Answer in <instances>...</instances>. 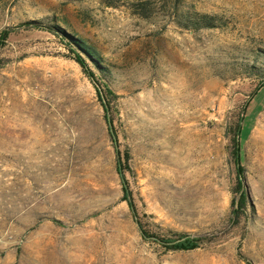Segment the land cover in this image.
Instances as JSON below:
<instances>
[{"label":"rangeland","instance_id":"374dc122","mask_svg":"<svg viewBox=\"0 0 264 264\" xmlns=\"http://www.w3.org/2000/svg\"><path fill=\"white\" fill-rule=\"evenodd\" d=\"M123 2L0 0V264H264V0L152 18ZM200 15L215 24L185 26ZM66 25L98 50L109 111ZM143 231L209 238L185 250Z\"/></svg>","mask_w":264,"mask_h":264},{"label":"trees","instance_id":"16d2710c","mask_svg":"<svg viewBox=\"0 0 264 264\" xmlns=\"http://www.w3.org/2000/svg\"><path fill=\"white\" fill-rule=\"evenodd\" d=\"M107 5L113 6V7H119L121 5L122 0H104ZM181 0H124L123 4H126V6L134 13L137 14L143 18H152L154 16H158L159 14L166 15L170 13H178L179 6H180ZM187 25H185L187 28L192 29H200L204 27H211L213 26L214 21L212 17H209L208 15H200L193 18V16H188L187 18ZM29 23L35 24L38 27L43 26V21L40 20H33ZM185 24V23H183ZM55 26L50 25L47 26L49 30L55 31ZM70 26L66 25L63 29L61 28V31L64 33L65 37L68 40V47L73 53V58L82 66L83 70L88 74V76L91 78L92 82L94 83V86L96 88V91L98 93L99 99L101 100L103 106L107 111L110 110V98L108 96V93L105 91L104 87H102V83H100L98 79V75L95 72L94 68L90 64L88 60H91L95 66L101 65V60L98 57V50L97 48L92 45L85 37L79 36L75 31H68V28ZM75 32V33H74ZM8 36V33L3 34V38H6ZM1 63V61H0ZM264 86V83L262 84ZM252 102V99L248 101L247 103V110ZM247 113V112H246ZM246 113L243 117V120L246 116ZM108 124L110 125L112 136L115 140V142H118V135L114 131V125L113 120L107 116ZM242 127H239V134ZM240 137V136H239ZM239 137L236 138V143L238 150H236V162L239 170V177H238V188L241 190L239 202H238V208L244 209L247 203V193L242 191L243 190V184L241 180V175L244 170L243 166L241 165V158H240V152H239ZM116 152H117V158H118V171L121 175L123 185H124V191H125V200L129 202V205L134 213V216L137 218V211L134 204L132 192L130 190L129 181L126 177V169L128 168V157L127 161L123 157L122 150L120 149L119 145H116ZM237 218L240 217V210L236 211ZM146 233V231H144ZM206 238H209L208 236H191L189 234L181 235L178 238L174 239H160L162 243H164L166 246L173 247L176 249H185V250H191L197 248L199 245V241L205 240ZM176 241V242H174Z\"/></svg>","mask_w":264,"mask_h":264},{"label":"bare ground","instance_id":"6f19581e","mask_svg":"<svg viewBox=\"0 0 264 264\" xmlns=\"http://www.w3.org/2000/svg\"><path fill=\"white\" fill-rule=\"evenodd\" d=\"M255 136L254 138L261 144H264V116H263V120L258 122V125L256 127L255 130ZM261 148L264 146L263 145H259Z\"/></svg>","mask_w":264,"mask_h":264},{"label":"water","instance_id":"95a60500","mask_svg":"<svg viewBox=\"0 0 264 264\" xmlns=\"http://www.w3.org/2000/svg\"><path fill=\"white\" fill-rule=\"evenodd\" d=\"M143 234H144V236H145L146 238H153V239H157V240L161 241L158 237H156V236H150V235H148L147 233H145L144 231H143ZM174 242H176V241H174Z\"/></svg>","mask_w":264,"mask_h":264}]
</instances>
